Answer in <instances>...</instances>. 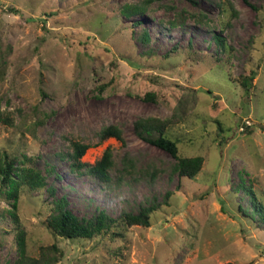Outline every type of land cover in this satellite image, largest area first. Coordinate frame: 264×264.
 <instances>
[{
  "label": "rangeland",
  "instance_id": "rangeland-1",
  "mask_svg": "<svg viewBox=\"0 0 264 264\" xmlns=\"http://www.w3.org/2000/svg\"><path fill=\"white\" fill-rule=\"evenodd\" d=\"M247 1L0 0V154L46 180L0 190V264L52 244L53 264H264V220L245 187L264 200V0ZM129 5L144 10L125 13ZM141 117L168 123L180 157H202L193 178L136 134ZM108 124L124 142L99 141ZM71 140L90 145L88 165L111 147L108 181L70 170ZM61 196L86 218L157 208L149 226L67 239L44 224Z\"/></svg>",
  "mask_w": 264,
  "mask_h": 264
},
{
  "label": "trees",
  "instance_id": "trees-1",
  "mask_svg": "<svg viewBox=\"0 0 264 264\" xmlns=\"http://www.w3.org/2000/svg\"><path fill=\"white\" fill-rule=\"evenodd\" d=\"M248 2L247 0H245ZM143 8L135 5H129L124 10L125 13H142ZM137 23V21H136ZM182 23V21L180 22ZM142 38L149 39V34L146 30L142 33ZM217 42L222 43L224 39L215 35ZM224 47V46H223ZM255 73L243 77L242 84L244 87H249V83L253 79ZM144 99L155 100V94L152 92L145 93ZM168 123L155 117H141L134 121V130L136 134L146 142L157 146L158 148L166 150L170 155L179 160L178 173L181 177L193 178L202 166V157H180L178 154L177 141L171 139L165 132ZM229 131V130H227ZM220 136L226 139L227 136L223 135V129L220 127ZM107 138H114L120 142H124L122 129L116 124H108L102 126L98 131L99 141ZM90 147L88 143L79 140L70 141V151L67 157L70 160L69 168L72 172L79 174H90L103 181L109 180V170L114 164L113 152L111 147L107 146L101 156L95 160L92 165H88L81 160L86 150ZM132 166L130 159L125 157L123 159L122 168L127 170ZM46 185V180L41 171L32 165L20 164L15 166V160L10 158L8 154H0V190L6 195H15L20 186H26L28 189H41ZM246 191L250 194L253 203V210L259 214L264 220V200L258 196L256 190L251 185L245 186ZM51 192L53 189H50ZM55 214L48 217L44 224L50 229L54 236H60L67 239L86 238L91 239L99 234L110 231L113 227L120 225H150L151 212L157 208L155 203L141 206L137 212H123L120 218H114L103 209H97L94 214L89 217H79L67 207V199L65 196L55 200ZM10 215L13 219L17 230L19 231L18 243L22 251H24V243L22 234L23 231L20 227V221L15 213L16 205H13ZM244 214H248L245 210ZM2 217H5L3 215ZM118 235L119 233H115ZM60 256L55 244L40 248V257L34 258L23 255V264H53L58 260L57 254ZM224 264H232L231 262Z\"/></svg>",
  "mask_w": 264,
  "mask_h": 264
}]
</instances>
